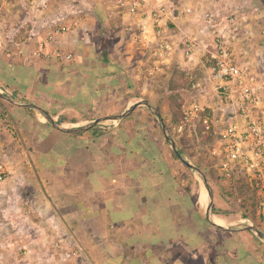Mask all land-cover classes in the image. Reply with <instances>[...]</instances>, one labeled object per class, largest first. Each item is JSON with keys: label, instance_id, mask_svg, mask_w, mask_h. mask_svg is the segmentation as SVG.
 Returning <instances> with one entry per match:
<instances>
[{"label": "crops", "instance_id": "obj_1", "mask_svg": "<svg viewBox=\"0 0 264 264\" xmlns=\"http://www.w3.org/2000/svg\"><path fill=\"white\" fill-rule=\"evenodd\" d=\"M42 1L15 0L7 8L3 5L9 1L0 5V92L41 107L65 127H83L97 119L109 100L124 102L136 79L130 57L114 45L102 56L106 46L96 44V52L102 47L100 59L85 57L82 61L75 56L82 45L74 43L69 26L60 24L68 32L49 40L53 29L50 16L60 11L89 14L95 6L101 15L114 13L133 19L144 37L143 45L150 49L145 73L152 78L171 80L180 69L191 84L205 80L210 65L205 58L212 49L206 45H212V37L201 32V19L208 11L222 18L236 15L240 25L236 41L246 40L251 57L264 54L260 36L264 11L253 5L254 0H175L168 24L171 37L189 36V30L200 24V32L190 37L200 46L192 61L185 62L177 54L158 71L153 68L150 45L155 39L150 22L119 14L113 0H81L63 8L51 4L40 9L37 6ZM42 14L45 19L39 18ZM58 41H68L71 50L65 52ZM239 45L240 52L244 47ZM56 50L72 55L71 60L55 58ZM198 95L203 100V95L195 93ZM3 100L0 98V148L13 139L23 142L21 155L28 166L25 170L13 168L15 177H23L20 180L10 176V181L0 183V264L61 263L59 251L53 248L59 238L74 240L93 264H264V241L254 231H221L208 221L209 195L204 208L195 173L174 153L155 117L138 124L134 134L120 125L104 130L97 125L82 134H67L47 120L45 123L34 109L8 101L14 125L3 126V121H11L1 114L2 103L6 104ZM208 103L214 106L212 96ZM70 111L76 121L64 115ZM84 112L89 113L88 119ZM158 112L165 121L163 112ZM8 148L4 155L13 160L17 152ZM211 187L214 220H223L225 227L247 221L241 219L237 205L228 201L223 188ZM256 226L264 232V223ZM25 248L30 253L25 254Z\"/></svg>", "mask_w": 264, "mask_h": 264}, {"label": "built area", "instance_id": "obj_2", "mask_svg": "<svg viewBox=\"0 0 264 264\" xmlns=\"http://www.w3.org/2000/svg\"><path fill=\"white\" fill-rule=\"evenodd\" d=\"M113 2L119 14L140 17L151 23L155 40L150 46L156 71L177 54L185 62L195 58L200 46L197 39L171 37L168 24L174 14L175 0ZM201 20V32L212 37V45H206L212 48L210 65L205 80L192 82L191 88L204 98L202 100L198 95L183 103L182 118L175 129L180 136L188 135L202 141L206 150L204 158L216 172L217 182L225 193L237 191L240 183L246 185L256 201V215L264 220V54L251 57L246 40L236 41L240 30L236 15L222 18L218 13L208 11ZM143 30L149 33L144 25ZM66 32V26H56L49 32L48 39ZM260 36L264 38V29ZM238 45L244 47L240 52ZM54 56L67 61L72 58L70 54H61L60 50H56ZM211 96L214 106L208 103ZM6 178L7 171L0 165V183ZM53 248L59 251L61 262L51 255L54 263L93 264L70 238H59ZM24 250L26 254L28 250Z\"/></svg>", "mask_w": 264, "mask_h": 264}, {"label": "rangeland", "instance_id": "obj_3", "mask_svg": "<svg viewBox=\"0 0 264 264\" xmlns=\"http://www.w3.org/2000/svg\"><path fill=\"white\" fill-rule=\"evenodd\" d=\"M80 1L81 0H44L40 2V4L37 7H39L40 9H45V5L47 6L52 4L54 7H57L56 9H58L59 7L63 8L68 4L71 5L78 4V2ZM1 3L3 4L4 1L0 0V5ZM10 3L14 4L15 0H10L9 3H4L5 5L3 6L7 8L9 7ZM18 5H19L18 7L20 8L18 10L19 11L18 13H21L22 3ZM253 5L256 8H259V10L264 11V0H254ZM32 6H34L33 3L31 7ZM88 11L89 14L72 12V11L70 13H68L67 11L65 12L60 11L57 14L50 16V18L53 17L52 19L53 22L51 21L53 24V28L56 26H60V24L67 25L71 28V31L74 33L73 34L75 38L74 43L77 44L79 43V45H82V47L77 48L78 51L75 50V56H79L82 59V61L87 60L85 59V57H89L93 60L100 59L98 58V54L101 55L99 51L102 50V47H99L97 53L95 47L96 44L102 46L103 43L106 46V50L102 52V56H105L108 47L110 46L113 47L112 45H114V47L122 55H124L125 57H130L129 60L130 67L132 72L135 73V79H136L135 80L136 82L133 84V87L131 88L130 91H128L129 94L125 93V101L122 103L120 102L116 103L115 100H109V102L106 103L105 105V112H103L102 115L97 116V118L108 115H120L126 112L130 107H132L134 105L132 103H139L144 100H147L158 110L163 112L162 114L164 115V119L168 125L167 126L168 131L178 142V145L183 151L184 156L187 158V160L193 163L194 165L198 166L199 168H201L206 173V175L208 176V180L212 186L213 185L219 186L217 182L216 172L213 170V168L208 166L209 162L207 161L206 158H204V156L206 155V150L204 148V144L202 143V141L199 142V140H197L196 137H189L188 135L180 136L175 129V127L179 125L183 103L185 101H191L196 98L195 93L191 88L190 77L184 79V77H182V71L180 69L176 70L175 76L171 80L170 78L167 77H159V76L155 78L150 77L145 73L147 71L148 66L150 65L148 64V60H149L148 54L150 53V49L146 48L143 45L141 40L144 39V37L141 36L142 33L138 29L139 27L137 23L131 18H121L120 15L114 13H111L106 16L101 15L98 12L99 10H97L95 6L93 7V11L90 10ZM19 18L20 15L16 16L15 20H18ZM39 18L45 19L46 14H42L41 17ZM45 21H48V23L50 22V20H45ZM200 26L201 25L199 24V28H197L196 25V27L193 28V30H189L188 33L189 36L183 35L182 38L196 36L197 32L198 31L200 32ZM58 42L63 46L65 52L66 51L69 52L71 50L70 43H68V41H58ZM143 46L145 48H142ZM239 48L242 49L243 47H239ZM205 60L206 62L208 61L209 63V57H206ZM183 88H185V91H182ZM130 98L132 101L130 102L131 104H128V100H130ZM4 103L6 104L2 103L1 105L2 106L1 114L6 115L8 117L7 120H11V121H7V122L3 121L2 124L3 126L10 127V125L12 126L14 125L13 123L14 120L9 116V111H10L9 107L12 106H10V104L7 101ZM69 104L71 103H68V105ZM72 113L74 112L70 111V112H66L64 115H70V119L76 121L75 118H71ZM82 114H84L83 115L84 119H88L87 117L89 116L88 112H84ZM94 114L96 116L98 113L94 112ZM38 115L40 119H42V116L39 113ZM65 117L67 118V116ZM153 119L155 118L151 113V111H149V109H147L146 107L142 106L140 110H136L134 113L129 115L128 118L125 119L126 122L121 123L119 121H111V120L105 121L99 124L103 128H98V129L104 130V127L112 128L115 125H120L125 129L129 130L132 134H134V132L137 130L136 126L138 124H142V122H147L148 120L151 121ZM45 123H46V119H45ZM89 123L91 122L89 121L87 124ZM161 140H163L162 137ZM8 147L11 148V152L14 151L17 152L16 154H13L14 156L13 160L11 159L8 160V158L4 155V149L5 148L9 149ZM5 148H3L2 150L0 148V165H2L4 169H6L7 171V178L5 182L10 181L11 179L20 180V178L23 177L21 176L19 178L15 177L14 175L15 172H13V168L23 167V169L25 170L26 166H28V164L25 161H23L24 156L21 155V153L25 148V144L23 142L17 143V141L13 139V141L9 143V146L7 144L5 145ZM10 176L12 177L11 179H9ZM192 176L194 177V174ZM195 177H196V182L199 183L201 190L204 192L203 183L199 180L196 174ZM3 184L5 183H2L1 185ZM222 191L225 196L231 197L228 201L234 200L233 205H237V211L241 213V219L247 220L242 223H250L255 226L256 224L259 225L260 223H264V220L259 218L255 213L256 201L252 196L251 192L247 189L245 184L240 183L238 185V190L234 191L233 193H225V190L223 189ZM18 256H20V254Z\"/></svg>", "mask_w": 264, "mask_h": 264}, {"label": "water", "instance_id": "obj_4", "mask_svg": "<svg viewBox=\"0 0 264 264\" xmlns=\"http://www.w3.org/2000/svg\"><path fill=\"white\" fill-rule=\"evenodd\" d=\"M0 98L12 104H15V105H20L25 108L34 109L36 112L41 114L55 129L63 133H67V134H82L105 121H110V120L111 121H123L129 115H131L135 111V109H137L138 107L140 106L148 107L151 113L154 115V117L159 121L162 131L165 134L166 140L170 143L174 153L180 158V160L187 167H189V169H191L198 176L199 180L203 183L206 191L208 192L210 203H209V207L207 211V219L211 223V225L214 228L221 230V231L252 230L264 241V232L261 231L257 226L253 224L242 223L238 226L225 227V226L217 225L215 223L214 218H213V212H212L213 191H212V187H211V184L208 180L206 173L201 168H199L198 166L194 165L193 163L187 160V158L184 156L183 151L181 150V148L179 147V145L177 144L173 136L169 133L166 123L163 120L162 116L160 115L158 110L155 107H153L147 100H144L142 102H139L133 105L126 112L120 115H108V116L100 117V118L94 119L93 121H91V123L83 127H65V126L58 124L56 121H54V119L51 117V115H49V113H47L45 110H43L41 107L35 104L29 103L28 101H24V100L14 99L13 97L3 94L2 92H0Z\"/></svg>", "mask_w": 264, "mask_h": 264}, {"label": "bare ground", "instance_id": "obj_5", "mask_svg": "<svg viewBox=\"0 0 264 264\" xmlns=\"http://www.w3.org/2000/svg\"><path fill=\"white\" fill-rule=\"evenodd\" d=\"M42 120L45 121V118H42ZM203 190H204V192L202 191L201 195H202V200H203V207L206 208L207 204H208V193L204 187H203ZM214 221L217 225L225 226V225H222V224H225V222L223 220H214Z\"/></svg>", "mask_w": 264, "mask_h": 264}, {"label": "trees", "instance_id": "obj_6", "mask_svg": "<svg viewBox=\"0 0 264 264\" xmlns=\"http://www.w3.org/2000/svg\"><path fill=\"white\" fill-rule=\"evenodd\" d=\"M125 77H127V75H126ZM125 77H124V78H125ZM129 85L132 86V83H129ZM181 118H182V112H181L180 120H181ZM155 150H156L157 152H159V149H158V148H156Z\"/></svg>", "mask_w": 264, "mask_h": 264}]
</instances>
